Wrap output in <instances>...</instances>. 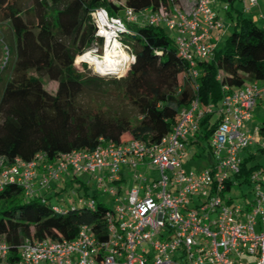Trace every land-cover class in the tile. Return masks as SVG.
<instances>
[{
  "label": "built area",
  "instance_id": "obj_1",
  "mask_svg": "<svg viewBox=\"0 0 264 264\" xmlns=\"http://www.w3.org/2000/svg\"><path fill=\"white\" fill-rule=\"evenodd\" d=\"M243 1L249 7L257 5V0ZM168 2L138 15L130 8H123L120 16L95 8L90 13L94 40L85 51L100 56L107 44L109 49L118 47L126 52L132 62L123 40L132 32L124 22L137 16L148 25L174 31L177 53L187 63L183 82H188L193 92L189 104L156 144L136 139L101 141L91 150H73L51 159L37 153L29 161L17 158L1 167L0 187L17 183L29 197L50 190L52 183L65 175L86 173L114 197V204L105 211L102 228L83 224L71 239L26 238L13 254L0 237V264H264V170L249 175L252 199L248 203L233 204L225 190L228 181L236 184L233 178L240 171L242 153L258 134L257 130L254 135L247 133L244 123L258 103L264 107V85L257 81L237 88L223 85L217 105H201L196 63L212 57L224 21L211 0ZM0 49L4 54L1 70L8 54L1 34ZM206 116L210 117V164L185 171L181 161L200 148L196 137ZM139 165H153L158 178L138 170ZM125 181H130L128 189L120 186ZM82 205L94 209L96 203L90 200ZM51 209L66 212L57 206Z\"/></svg>",
  "mask_w": 264,
  "mask_h": 264
},
{
  "label": "trees",
  "instance_id": "obj_2",
  "mask_svg": "<svg viewBox=\"0 0 264 264\" xmlns=\"http://www.w3.org/2000/svg\"><path fill=\"white\" fill-rule=\"evenodd\" d=\"M0 0V34L7 59L0 70V159L4 166L15 159L31 160L37 153L53 158L73 150H91L101 141L136 139L156 144L169 133L179 111L193 97L183 82L187 63L177 53L163 26L130 29L124 37L133 61L126 75L105 87L101 78L88 76L76 62L94 40L90 13L98 7L113 16L123 8L135 14L167 6L168 0ZM231 1V0H230ZM230 34L209 60L198 61V91L201 105H217L222 86L237 88L249 81L264 85V28L237 12ZM60 86L92 87L113 96V108L101 104H80L76 97L65 103L43 88L42 78ZM111 87V88H110ZM210 117L201 122L196 137L202 150L208 148ZM194 150V149H193ZM195 150H198L197 148ZM208 157L210 158L209 154ZM244 158L233 180L248 183L256 166L247 167ZM1 168V167H0ZM74 177V176H73ZM232 180L226 183L230 190ZM44 193L26 196L17 183L0 187V237L14 254L24 239H71L79 226H103L108 209L99 203L54 212Z\"/></svg>",
  "mask_w": 264,
  "mask_h": 264
},
{
  "label": "rangeland",
  "instance_id": "obj_3",
  "mask_svg": "<svg viewBox=\"0 0 264 264\" xmlns=\"http://www.w3.org/2000/svg\"><path fill=\"white\" fill-rule=\"evenodd\" d=\"M211 1L214 11L221 19H223L224 23L230 22L228 15L235 17L236 12L243 10L244 18H251V16H254V23L260 27L262 26V19L264 18V0H257V5L253 7H249L248 3L243 0ZM117 3L122 5L124 0H120ZM22 5L23 9L30 8L32 5V0H23ZM258 13L263 15L261 17L262 19L257 17ZM124 23L128 29L141 28L147 24L141 16H137L135 19ZM162 28L168 35L171 42L174 44V31L168 30L164 26ZM230 32L231 30L226 31L225 35L220 38V33H218L219 41L216 45V48H220L223 45L225 38L230 34ZM98 52H100L99 49ZM3 56L4 54H2L0 49V65L1 61H3ZM80 58L88 64H79V62L77 63L75 60L76 67L81 71H85L88 76L101 78L105 83L104 86L108 88L114 84L115 81L121 80L126 75V71L129 67V64L131 63H128L124 73L117 74V76H100V74L95 72L94 64L92 62L85 59L82 54ZM41 80L43 88L51 94H56L59 97L60 103H65L66 101L71 100L73 97H76L77 101L82 105L92 103L101 104L110 108H114L116 106V101L113 99V96L92 87L82 91L77 85L67 84L60 86L57 82L50 81L45 77H43ZM261 105V103L257 104V109L255 108L256 110L254 112V118L252 119L254 124L257 126H264V108H262ZM250 131L253 132L252 129ZM256 138H258L259 141L252 145L248 151L243 152L242 155L244 158H248L250 155L252 156L251 159L246 162L247 167L256 166L257 168L255 170H264V128L262 129V133L256 135ZM208 161L209 157L207 149H194L192 152L188 153L184 159H182L181 168L185 171L201 170L208 166ZM4 165L5 163L2 162V159H0V167H3ZM138 170L148 173L152 179L158 178V172L153 165H139ZM120 186H123V189H128L130 186V181H125L124 183H121ZM44 195L49 197L47 204L50 206H57L59 209L81 207L83 202L86 203L90 200H94L96 204L99 203L105 208H111L114 204V197L104 193L102 189L97 186L95 179L86 173H77L74 177L71 175L63 176L59 181L53 182L51 189L46 191ZM226 196L231 199L233 204L243 202L248 203L252 199V187L248 183L232 184L230 190L226 192ZM249 260L253 262V258H250Z\"/></svg>",
  "mask_w": 264,
  "mask_h": 264
},
{
  "label": "bare ground",
  "instance_id": "obj_4",
  "mask_svg": "<svg viewBox=\"0 0 264 264\" xmlns=\"http://www.w3.org/2000/svg\"><path fill=\"white\" fill-rule=\"evenodd\" d=\"M82 55L85 59L94 64L95 72L102 76H117V74L124 73L128 62L130 61V57L126 52L118 47L114 50L109 49L107 44H105L103 53L100 56H96L95 54L87 51H85Z\"/></svg>",
  "mask_w": 264,
  "mask_h": 264
},
{
  "label": "crops",
  "instance_id": "obj_5",
  "mask_svg": "<svg viewBox=\"0 0 264 264\" xmlns=\"http://www.w3.org/2000/svg\"><path fill=\"white\" fill-rule=\"evenodd\" d=\"M242 12H243V10H242ZM237 13V12H236ZM243 14H244V12H243ZM218 15V14H217ZM237 14H235V16H236ZM263 15L262 14H257V17H259V18H261ZM228 17L230 18V22L229 23H224V28L222 29V31H220L219 33H220V35H219V38L220 37H222V36H224L225 35V33H226V31H228V30H231V28L233 27V25H234V20H235V17H233L232 15H228ZM251 19L254 21V16H251ZM262 19V18H261ZM261 27H263L264 28V18L262 19V26ZM219 38L217 39V43H216V45L218 44V41H219ZM258 84H260L259 82H258ZM262 85V84H261ZM261 107L262 108H264L262 105H261ZM257 109V108H256ZM255 109V110H256ZM255 110H254V112H255ZM254 112H253V114H252V116H251V118L250 119H248L245 123H244V129H245V131L247 132V133H249V134H251V135H254V131L255 130H257V133L259 134V133H262V129L264 128V126H257L256 124H254V122L252 121V119L254 118ZM264 125V124H263ZM253 130V132H251L250 130ZM259 141V139L258 138H256V135L254 136V141H253V143L249 146V148L248 149H246L245 151H248L249 149H250V147L252 146V145H254L256 142H258ZM244 151V152H245ZM243 159H244V157H243ZM210 164V158H209V161H208V165ZM207 167V166H206ZM205 168V167H204ZM46 192V191H45ZM44 191H41L40 193L42 194V193H45Z\"/></svg>",
  "mask_w": 264,
  "mask_h": 264
},
{
  "label": "water",
  "instance_id": "obj_6",
  "mask_svg": "<svg viewBox=\"0 0 264 264\" xmlns=\"http://www.w3.org/2000/svg\"><path fill=\"white\" fill-rule=\"evenodd\" d=\"M96 42L98 43V45H99L98 47L100 48L101 39L99 37L96 38ZM100 76H102V75H100Z\"/></svg>",
  "mask_w": 264,
  "mask_h": 264
}]
</instances>
